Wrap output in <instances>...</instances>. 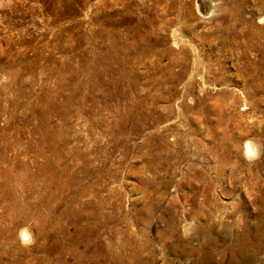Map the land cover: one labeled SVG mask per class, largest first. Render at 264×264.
<instances>
[{
  "label": "rangeland",
  "instance_id": "374dc122",
  "mask_svg": "<svg viewBox=\"0 0 264 264\" xmlns=\"http://www.w3.org/2000/svg\"><path fill=\"white\" fill-rule=\"evenodd\" d=\"M0 264H264V0H0Z\"/></svg>",
  "mask_w": 264,
  "mask_h": 264
},
{
  "label": "bare ground",
  "instance_id": "6f19581e",
  "mask_svg": "<svg viewBox=\"0 0 264 264\" xmlns=\"http://www.w3.org/2000/svg\"><path fill=\"white\" fill-rule=\"evenodd\" d=\"M245 142H246V141H243V140H242V142H241V143H242L241 145H242V150H243V151L247 150V148H248ZM42 165H49V161H48L47 159H44ZM48 172L53 173V170H52L51 167L48 168ZM49 177H50V175H48V176H44V177L42 176L43 179H47V180H48ZM43 181H44V180H43Z\"/></svg>",
  "mask_w": 264,
  "mask_h": 264
}]
</instances>
